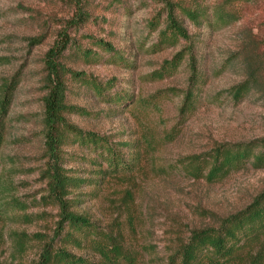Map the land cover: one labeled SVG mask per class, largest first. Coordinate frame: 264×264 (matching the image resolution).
<instances>
[{
	"label": "rangeland",
	"instance_id": "374dc122",
	"mask_svg": "<svg viewBox=\"0 0 264 264\" xmlns=\"http://www.w3.org/2000/svg\"><path fill=\"white\" fill-rule=\"evenodd\" d=\"M174 1L224 12L228 22L196 26L181 16L189 42L154 50L165 28L159 0H0V100L5 85L14 84L0 110V264H40L46 245L96 263L92 240L113 242L121 264H174L171 256L193 230L217 226L264 191V167L249 162L213 182L190 171L192 157L264 136V0ZM61 34L69 43L59 63L110 82L96 95L65 75L67 104L84 112L65 119L104 138L122 164L106 172L104 152L99 157L71 141L62 146V166L84 180L67 197L70 210L96 232L73 239L55 237L59 209L42 175L44 59ZM188 44L199 80L193 107L180 115L187 56L171 75L150 73ZM87 49L92 56L84 58ZM248 71L257 83L234 101L230 88Z\"/></svg>",
	"mask_w": 264,
	"mask_h": 264
},
{
	"label": "trees",
	"instance_id": "16d2710c",
	"mask_svg": "<svg viewBox=\"0 0 264 264\" xmlns=\"http://www.w3.org/2000/svg\"><path fill=\"white\" fill-rule=\"evenodd\" d=\"M159 1L164 10L165 28L158 32V40L153 45L154 50H158L161 45H173L179 39L189 42L190 36L182 25L181 16L196 26L210 20L222 24L228 22L226 20L228 14L218 11L211 14L207 7H201L199 4L189 8L180 6L174 0ZM81 15L82 13L78 19ZM68 43L69 38L61 34L46 52L44 59L46 91L42 97L41 118L42 144L46 157L42 175L48 182V196L58 205L55 237H59L62 233L60 235L62 239H73V233H80L83 237L92 232L96 233L87 217L70 210L71 201L67 197L71 190L78 188L84 180L70 175L68 169L62 166V146L67 141H71L88 151H95L99 157L104 152L106 172L109 169L117 170L122 165L116 151L104 138L82 130L65 119L64 115L68 113H84L81 108L67 104L65 75L83 82L96 95H102L103 90L110 86L108 81L102 85L93 78H86L83 72L72 71L57 61ZM97 45L107 52L113 51L107 42L98 41ZM81 54L84 58L92 56L88 49L81 51ZM185 56H187L189 75L178 108L180 115L193 107L194 88L199 80L196 60L189 44L176 51L170 58L162 60L159 67L150 73L155 79L171 75ZM256 83L255 72L248 71L241 82L230 88L232 99L239 100ZM13 86L12 83L5 85L0 100V110H5L9 104ZM246 162H249L253 168L264 167V136L245 143L220 144L209 153L192 157L190 171L194 178L213 182L221 179L231 170L239 169ZM12 202L18 205L13 199ZM263 235L264 191H261L245 207L222 218L217 226L193 230L171 259L174 264H264V242H261ZM91 243L99 256L96 263L74 256L62 248L52 249L47 245L41 251L39 262L40 264H121L120 251L113 242L102 244L92 240Z\"/></svg>",
	"mask_w": 264,
	"mask_h": 264
}]
</instances>
